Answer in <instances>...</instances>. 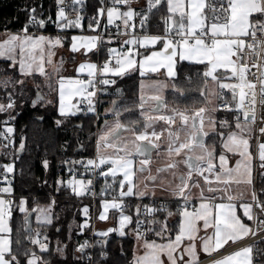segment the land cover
I'll use <instances>...</instances> for the list:
<instances>
[{
    "label": "snow or ice",
    "instance_id": "1",
    "mask_svg": "<svg viewBox=\"0 0 264 264\" xmlns=\"http://www.w3.org/2000/svg\"><path fill=\"white\" fill-rule=\"evenodd\" d=\"M131 2L132 0H109L108 5L99 7L96 15L91 18L88 25L90 31L99 30L101 20L105 18V30L107 25H113L116 20L121 21L123 29L120 24H116V33L107 41L96 36L71 37L72 52L81 49L91 52L99 43H115V38L120 35L127 36L128 39L121 41L122 47L119 51L115 48L109 49V56L115 57L114 64L108 60L99 66L91 62L79 65V74H84L87 69L86 79L57 76L56 107L61 119L56 123L60 125L65 119L84 111L96 114L97 95L105 94L107 87H114L116 84V80L109 77L123 78L135 71L143 78L165 69V82L154 86L157 92L155 95L138 94L135 107L121 109L114 101L105 116L115 118L116 122L109 125L105 121V127L97 138L96 158L65 161L69 165L68 171L72 178L67 182L61 179L57 183L61 187L70 188L77 196L90 193L93 184L91 176L105 180L106 186L102 191L117 185L121 202L115 199L112 202L105 201L102 205L103 212L98 217L100 220L107 219L109 209L122 211V201L126 197L141 201L147 198L151 201L148 205L135 208L133 235L137 240H143L144 252L134 258L133 264H201V253L212 257L230 244L264 233V192L257 193L253 186L246 199L243 193L235 195L232 191L233 183L253 185L254 161L259 162L261 173L264 174V68L250 63L236 65L237 60L245 59L246 53L264 58V0H145V7L139 12L131 8ZM56 3L55 21L50 16L46 19L38 18L37 9L33 7L28 9V22L20 32L10 34L0 41V60L8 65L3 70L4 77L0 78V91L5 93L7 101H0V114L15 111L16 97L23 92L21 89L17 93L16 88L23 85L24 80L13 79L10 71L18 72L21 77L37 73L48 76L45 63H52L54 49L63 46L65 38L36 35L29 28L43 29L49 22L54 23L60 31L83 27L84 0H56ZM103 3L104 0H101V4ZM161 7L166 11V15L161 17V22L165 25L164 35L138 36L136 21L138 20L140 31L144 32L153 11ZM69 8L77 13L75 17L69 18L66 13ZM156 45H160V48L157 49ZM140 49H145V53L142 54ZM182 62L204 66L195 79L186 76L185 81L205 104L210 102L209 97H215L214 111L211 114L206 107L194 112H189L187 107L183 110L167 109L168 102L160 96L161 91L172 90L177 95L185 94V88L177 79V65ZM251 68H261L257 77L259 84L248 79ZM48 78L51 79V76ZM209 81L216 85L214 91H209ZM9 88L13 91L9 92ZM226 93L230 94V99ZM117 94H120V90H117ZM42 100L43 97L38 95L33 106ZM149 100L154 102V106L146 109L145 105ZM82 105L85 107H81ZM257 105L261 108L258 129L255 127ZM165 109L167 114L147 115L149 112L161 113ZM132 111L138 112L139 117L129 119L127 124L119 120L121 115ZM219 111L232 112L235 115L232 120L227 117L219 119L215 116ZM15 118L11 116L0 121V140L5 141L0 147L4 149L14 145V127L10 123ZM177 120L180 122L179 127H175ZM161 122L164 127L157 131L156 125ZM124 131L133 133L131 148L128 147L126 139L121 141ZM257 133L261 139L258 140L256 152L253 154L251 141L256 138ZM209 136L219 138V151L217 145L206 142ZM101 142L105 148H111L114 155L101 156ZM24 147L22 140L19 150L23 151ZM154 152L157 156L161 153L169 156V162L155 169V175L151 168ZM172 154L176 157L183 156V159L171 161ZM231 156L239 157L234 167H230L228 163ZM43 165L47 168L48 161L45 160ZM75 165L84 171H74L72 166ZM181 166L184 170L176 176L175 170ZM0 168L4 169L0 173V185H3L0 186V264H51L43 255L51 250L46 234L36 231L34 236L27 235L26 239L32 247L21 251L20 240L15 241L16 248H13L10 224L14 204L16 210L24 214L25 223L35 213L36 222L40 226H50L53 223L51 208L28 209L26 199L22 198L18 204L10 199L13 189L7 174L14 171V165H0ZM137 173L145 178L144 189L139 192L135 179ZM169 174L176 187H160V182L167 179ZM118 175L120 179H117ZM85 176L89 178L85 180ZM109 178L111 184L107 183ZM200 178L207 185V191L213 195H205ZM214 183L222 184L223 187H213ZM157 189L167 193V197L161 198L158 203L155 195ZM192 189L200 190L198 197H192ZM113 190L117 191L116 188ZM217 200L220 202L216 203ZM195 201H199L198 206ZM173 202L176 211L170 206ZM238 209L242 210V216L238 214ZM88 211L87 207L83 208L85 217ZM173 217H176L175 223L170 224L169 220ZM132 224V216L121 214L118 229H109L96 235L106 237L111 232L118 231L123 237L128 234L125 229ZM88 227L90 224L85 219L80 228L83 230ZM209 229L212 230L210 235ZM26 231L30 233L31 228ZM201 231L204 235H200ZM149 234L154 238L148 239ZM88 246L85 242L78 245L76 251L81 253L78 259H86L92 264L93 257L85 251ZM66 247L64 245L62 248L57 244L54 251L60 255ZM99 255L101 260L107 258L104 251ZM210 264H264V248L248 245L213 259Z\"/></svg>",
    "mask_w": 264,
    "mask_h": 264
},
{
    "label": "trees",
    "instance_id": "2",
    "mask_svg": "<svg viewBox=\"0 0 264 264\" xmlns=\"http://www.w3.org/2000/svg\"><path fill=\"white\" fill-rule=\"evenodd\" d=\"M100 6L101 4L98 0H84L85 20L82 21L83 27L79 28L81 32H93L89 30L88 25L91 22L92 15H96V10ZM163 10L164 7H161L159 10L153 11L145 32L150 34L164 33L165 25L161 22V17L164 16ZM27 19L21 20L0 16V31H19L25 26ZM46 30L48 29L46 28ZM7 67V62L0 60V78L4 77L3 70L7 69ZM203 68V65L188 62H182L177 65V79L180 85L185 88V94L177 95L175 91L166 90L164 98L168 102L167 106L179 109L187 107L188 111H193L205 105L199 94L191 90L185 81L186 76H192L195 79ZM9 74L13 79L24 80V84L16 88L17 93L21 89L23 92L22 95L16 97L14 112L17 117V145L10 155L14 159V177L12 180V187L15 193L14 200L18 204L22 198L26 199L28 209H33L36 205L49 206L53 217V223L50 226H40L35 221L34 213L33 225L29 233L26 231L27 224L24 220V214L18 212L14 204L13 216L10 221L12 239L14 241L13 248H16L15 241L20 240L22 244L21 251L30 249L32 246L28 243L26 236L33 235V231L38 230L49 238L51 250L43 255L46 260L51 261V264H89L85 259H78L81 257V253L77 252L76 248L81 245V238L89 234L90 227L82 230L80 225L87 219L83 213L84 207L89 209L88 222L90 224L91 199L85 195H75L70 188L61 187L57 181L61 179L65 181L64 175L69 168L65 161L80 160L93 156L95 115H85L83 112L74 117H69L60 125H57L56 121L61 119L58 116L56 107L57 97L49 92L43 79L38 75L21 77L16 71H10ZM114 78L116 80L115 86L106 88L105 94L100 96L99 126L104 120L111 117L105 116V112H103L105 105H109L111 109L113 102L119 99L118 104L121 109L124 107H135L141 79L139 74L133 71L123 78ZM27 79H33L34 82H29ZM45 88L48 92H46ZM117 90H120L119 95ZM8 91L12 92L13 89L9 88ZM38 95L42 96L43 100L36 103L34 107L33 101L37 100ZM0 96L5 98V93L0 91ZM49 97L54 98L51 103L46 101ZM102 98L105 99V103L101 102ZM217 115L220 118L227 117L228 120H232L234 116L232 112L226 111H219ZM41 117L43 119H40ZM138 117L139 113L132 111L121 115L119 120L127 124L129 119ZM207 139L209 144H215L218 148L219 138L209 136ZM22 140L25 147L23 151H20L19 144ZM78 147H81V149H77ZM45 160L48 161L47 168L43 165ZM72 167L74 169L76 165ZM86 177L83 178L85 179ZM100 179V183L103 184L105 180L103 179L102 181V178ZM256 183L258 193L264 192V174L261 173L259 167ZM105 192L113 193V189L110 188ZM129 198L132 200L133 205L138 203L139 199ZM142 202H145V199ZM98 203L100 205V201ZM170 206L173 211H176L174 202ZM175 220L171 224L175 223ZM133 224L135 225V221ZM97 240L95 264H132L134 238L111 234L108 237H97ZM57 244H60L62 248L64 245L67 246L66 250L60 255H57L54 251ZM257 245L260 248H264V238L260 239ZM101 251L107 254V258L104 260L100 259L99 254ZM65 256L66 259L64 258Z\"/></svg>",
    "mask_w": 264,
    "mask_h": 264
},
{
    "label": "crops",
    "instance_id": "3",
    "mask_svg": "<svg viewBox=\"0 0 264 264\" xmlns=\"http://www.w3.org/2000/svg\"><path fill=\"white\" fill-rule=\"evenodd\" d=\"M51 3H52L51 0H0V16H6V17H12V18H15V19L26 20V18L29 17L28 9H31L33 7H36L38 18H45L46 19L47 17L50 16L52 18V20L55 21L56 20V17H57V14L54 13ZM41 5H42V7H41ZM136 5H135L136 7H140L142 4L140 2H138ZM163 13H164V16H165L166 15L165 8L163 10ZM116 21H119V20H116ZM119 22H121V21H119ZM46 28L48 30H46ZM59 31L60 30L56 27V25L54 23L49 22V23L46 24L45 28L39 29V31H36L35 32L36 35L43 34L45 36H50V37L60 36L62 38H65L64 39V42H63V46H57L54 49L55 55L52 58V60H53V62H52L53 63V66L56 64V62L59 60V57L63 53H65V54L67 53V57L69 55L70 56H73L74 54L77 55L76 60H71V61H66L65 62L66 68L69 69V71H72L76 67V64L78 62L82 61V60L89 61V60H92V59H95L96 58L94 51H91L90 53H87L84 49H81L80 51H77V52H72L70 50L69 42L71 40L72 34H74V33H76V34L83 33V32H81V30L79 28L66 29L64 31H60L61 33ZM18 32H20V30L19 31H16V30L15 31L14 30H1L0 31V41H3L6 38V36H8L10 34H13V33H18ZM81 35L85 36L86 34H81ZM150 35H158V36H161L162 34H150ZM93 36H95V35L93 34ZM156 48L159 49L160 48V45H156ZM115 49H117V51H119L120 47L119 46H116ZM145 51H146L145 49H140V52L142 54H144ZM38 55H39V53L37 52V56ZM68 58H70V57H68ZM103 58H105L104 55H103ZM45 61H47V55H45ZM52 63H50V64L49 63H45L46 71H48V68L51 67V64ZM220 71H223V69H221ZM132 72H130V73H132ZM35 75H38L39 77L41 76L38 73L35 74ZM148 77H153L156 80L165 82V69H160V71L157 72V73H155V74H150V75H147L146 77H143V78L141 77L140 82H141L142 79H145V78H148ZM141 85H143V82H142ZM139 89H140V87H139ZM165 91H164V93H165ZM155 94H157V93L150 92V93H148L147 96H151V95H155ZM160 96L163 98L164 97V94L163 95H160ZM149 108L150 107H148L147 109H149ZM167 109H172V108H170L169 106H167ZM167 109L162 110L161 113H151V112H149V113H147V115H149V116H152V115L153 116H156V115H160V114H167ZM181 110H183V109H181ZM195 110L189 111V112H194ZM215 116L217 118H219V119H223V118H220L217 115V112L215 113ZM105 121H107V120H104V122L101 124V126L105 124ZM179 123H180L179 120H177V126L176 127H179ZM163 127H164L163 123H160L159 129H161ZM128 138L131 139V137H127L126 138L127 139V142H128V145H129V144H131V142H132L133 139L128 140ZM182 138H183V136H182ZM166 142H167V138L165 137V143ZM206 142L208 143L207 138H206ZM251 144H252V152H253V154H255V145H254L253 139L251 141ZM209 145H213V144H209ZM217 149H219V148H217ZM217 151H219V150H217ZM198 153H199V150H198L197 154ZM173 157H175V158H183V156L176 157L175 154H172L171 161H175V159H173ZM238 159H239L238 156H231L230 159H229V162H228L229 163V166L230 167H234L235 166V163H236V161ZM168 162H169V156H168L167 153H161L159 156H157L155 154V152H154L153 153V160H152V164H151L152 174H156L154 172L155 169L164 166ZM183 170H184V168H182L180 170H177L175 172V175L176 176H179L180 172L183 171ZM256 170H257V168L255 167V163L253 162V164H252V180H253V185L252 186H248V185H245V184H240V185H237L235 183L232 184V191H233V193L235 195H239V194L243 193L245 195V198L246 199L248 198V194L251 193L253 186L255 188V183H256V178H257V171ZM170 180H171V178H169V180H168V178L162 180L160 182V187H165V188H169V189H173L174 187H176V185H174L173 182H171ZM102 186H104L103 189H105L106 182H103ZM217 186L223 187L222 184L221 185H217L216 183L213 184V187H217ZM114 187L116 188V185ZM117 188H118V186H117ZM204 188H205V190H207V187H204ZM101 193L104 194L106 192L101 190ZM111 194H113V193H111ZM199 194H200V190L199 189H192V197H198ZM155 195H156L157 200H160L161 198L167 197V193L166 192H161L159 189H157ZM205 195L206 196H211V195H213V193H210L208 191H205ZM148 200L149 199H147V198H145V202H142L141 200H138V203L145 204V203H147ZM219 202H220L219 200L216 201V203H219ZM138 203H135V204L137 205ZM195 203L198 206L199 201H195ZM99 206H100V209H99V215H100V212L102 211L101 203H100ZM135 208H136V206L135 205H132L127 210L122 211V212H118V211H116L114 209H109L107 219L106 220H100V219L98 220V224H99L98 225V232H104V231H107L109 229H112L111 226H116L118 224V217H120L121 214H126V215L132 216L133 217V222H134L135 221V218H136L135 217ZM238 214L242 216V210L241 209H238ZM99 215H98V217H99ZM175 219H176V217H173L172 219L169 220V223L171 224V222H173V220H175ZM245 222L248 223V221H245ZM134 228H135V225L132 224V225H129L125 229V231L128 233L126 236H131L132 238H134L132 264H133L134 258L136 256H139V255L143 254V252H144L143 240H137L135 238V236L133 235V229ZM211 232H212V230L209 229L208 234L210 235ZM111 234H117V235H119V232L118 231H113L108 236H110ZM200 235H204V233L201 231ZM108 236H106V237H108ZM126 236H123V237H126ZM99 237L101 238L102 236H99ZM153 238L154 237H152L151 234H149L148 239L151 240ZM231 245H233V244H230L229 246H231ZM229 246H227L226 248H224L223 250H221L219 253H216V254H219V255H215L214 254L212 257H208V256L204 255L203 253H201L200 254L201 264H210L211 260L218 259V258H220L223 255H227L228 253H231V252H233L235 250L240 249V248H238V249H235V250H228L227 251V248ZM243 247H245V246H243ZM138 248H139V251H136V249H138ZM197 248L199 250V243L197 244Z\"/></svg>",
    "mask_w": 264,
    "mask_h": 264
},
{
    "label": "built area",
    "instance_id": "4",
    "mask_svg": "<svg viewBox=\"0 0 264 264\" xmlns=\"http://www.w3.org/2000/svg\"><path fill=\"white\" fill-rule=\"evenodd\" d=\"M108 3H109V0H105L104 6L108 5ZM52 4H53L54 13L57 14V3H56V0H52ZM66 13L68 14L69 18H73V17H75L77 15V13L73 12L70 8L66 9ZM82 16H83V21H84L85 20L84 4L82 5ZM93 16L94 15H92V17ZM28 19H29V17H28ZM28 19H27L26 23L28 22ZM106 24H107V21H106V18H105V19L101 20V27L99 28V30L92 32L96 37L101 38L103 41H107L110 37L114 36V34L117 31L116 24H120L121 25V29H123V25L119 21H115V23L113 25H107V29L105 30V25ZM136 28H137V33L136 34L138 36H143L144 34L150 35V33H147L145 31L144 32L140 31L138 20L136 21ZM29 31H31L32 33H35L36 31H39V29L36 28V27H30ZM163 35L164 34H162L161 36H163ZM115 39H116L115 43H111L110 44V43H107V42H102V43L98 44V47L95 50V56H96L95 59H96V62H97L98 66L102 65L103 61H108V60H111L112 63H113L114 59L109 56V49L116 48V46H119L121 48L122 47L121 41H123L125 39H128V37L124 36V35H120V36L116 37ZM262 53H264V50H262ZM103 55H104L105 58H103ZM243 63H250V65H261V68H264V58H260V57H257L255 55H251V54H247V53H246L245 59L243 61H241V60H237L236 61V65L237 66H239V65H241ZM261 68H251V70H250V72L248 74V79L249 80H255L257 82V84H259V80H257V77L260 75ZM237 74H239V70H238ZM225 82H233V81H225ZM257 93H258L257 99H259V88H257ZM226 95H227L228 99L231 98L230 94L226 93ZM100 96H101V94H98L97 97H96V101H97V103H96V114H94L95 115V123H96L95 131H94V153H93V156L90 157V158H96V156H97V138L99 137L98 120H99V117H100ZM0 101H3L5 103L7 102L6 99L4 97H1V96H0ZM81 107H85V106L82 105ZM84 113H86V111H84ZM234 115H235V113H234ZM256 115H257V124H256L255 127L258 129L260 127L259 120H260V116H261V108L259 107V105H257V107H256ZM11 116H15L16 117V113L14 111H10L9 113H6V114H0V121H3V120H5V119H7V118H9ZM10 126L14 127V133L12 134V138L14 140V145L9 147V148H6V149L0 147V165H6V164H13L14 165V159L12 158V156L9 155V153L11 151L15 150L16 149V145H17L16 144V140H17V117L15 118L14 121H11ZM0 127H2V126H0ZM259 139H261V137L257 133L256 138L253 139L254 145H255V152H256V145H257ZM4 142L5 141L0 140V145H3ZM100 148L108 149V148H105L103 142L100 143ZM84 159L86 160L88 158H84ZM254 163H255V167L258 170L259 162L258 161H254ZM77 169H78V172H83L84 171V169L80 168L78 165H76V167L73 170L76 171ZM3 172H4V169L0 168V173H3ZM7 175H8L9 180L11 181V187H12V180H13V177H14V171L12 173L7 174ZM64 178H65V181H68L69 179L72 178L70 176L69 171H67L65 173ZM77 178H80L79 175H77ZM88 178L89 177L87 176L85 178V180H87ZM91 179L93 181V184H92V187H91V191H90L89 194L85 195V196H87V197H89L91 199V210H90V214H89V217H90L89 234L87 236L81 238L80 244L82 245L85 242H87V244L89 246L86 248L85 251H86L87 254H90L93 257L92 264H95V258H96L95 249H96L97 242H98L97 237L99 238V236L96 235V233H98V225H99L98 224V220H99L98 215H99V209H100V206H99L98 202L102 199V193H101L102 184L100 183V178H97L96 176H91ZM0 186H3V185H0ZM12 189H13V187H12ZM255 190L258 193L257 183H255ZM9 198L10 199H14L15 198L14 190H13V196L9 197ZM114 198L117 200V202H121L118 197H114ZM158 202H159V200H157V203ZM122 203L124 205L122 211L127 210L130 206L133 205V202H132V200L129 197L124 198ZM150 203H151V201L148 200L147 203H145V204L138 203L137 205L136 204L135 205L137 207V206L148 205ZM114 210H116L118 212H122L120 209H114ZM254 227H255V225H254V222H253V228ZM262 238H264V233H262L261 235L255 236V237L248 236L246 239H242L238 243L229 246L227 248V251L228 250H235V249L241 248L243 246H247V245L256 246L257 242L260 239H262ZM215 255H219V254H215ZM86 262H88V261L86 260Z\"/></svg>",
    "mask_w": 264,
    "mask_h": 264
},
{
    "label": "rangeland",
    "instance_id": "5",
    "mask_svg": "<svg viewBox=\"0 0 264 264\" xmlns=\"http://www.w3.org/2000/svg\"><path fill=\"white\" fill-rule=\"evenodd\" d=\"M138 2H140L142 5L140 6V7H136L137 5V3ZM134 4V5H133ZM136 5V6H135ZM101 7V6H100ZM145 7V0H132V2H131V8H133V9H135V10H137V12H139L141 9H143ZM122 11L124 10V9H121ZM171 26V21H169V27ZM81 34H86L85 36H83V35H81ZM81 34H76V33H74V34H72V36H83V37H92L93 36V34H92V32H83V33H81ZM71 36V37H72ZM70 43H71V40H70V42H69V46H70ZM96 50V49H95ZM95 50H93L94 52H95ZM87 53H90V52H87ZM68 57H70V58H68ZM67 57V53L65 54V53H63V54H61V56L59 57V60L56 62V64L53 66V63L51 64V67L50 68H48V71H47V73H48V76H40L42 79H43V81L45 82V84H46V86H47V88H48V90H49V92H51V94L53 95V96H56L57 97V87H58V83H57V76L59 75V76H62V77H65V78H81V79H86L87 77H86V73H87V69H85V73L84 74H79V65H81V64H86V63H89V62H91V63H95V64H97V62H96V60L95 59H92V60H89V61H87V60H82V61H80V62H78L77 64H76V67L72 70V71H69V69H67L66 68V64H65V62L66 61H71V60H76V58H77V55L76 54H74L73 56H68ZM53 58V57H52ZM111 58H113L114 60V62H113V64L115 63V57H111ZM70 59V60H69ZM105 61H103L102 62V64L104 63ZM49 76H51V79H49L48 77ZM29 77H32V76H29ZM109 78H113V77H109ZM113 79H115V78H113ZM29 82H34L33 81V79H27ZM142 82H143V85H141L142 84ZM141 84H140V89H139V95H144V96H147L148 95V93H150V92H153V93H157L156 92V89H155V85L157 84V83H164L163 81H159V80H156L155 78H153V77H148V78H145V79H142L141 80V82H140ZM215 88H216V85L215 84H213L211 81H209V83H208V89H209V91L211 92V91H214L215 90ZM45 90H46V88H45ZM46 92H48L47 90H46ZM164 94V92L163 91H161L160 92V95H163ZM57 99H58V97H57ZM52 100H53V97H49L48 99H46V101L47 102H52ZM209 100H210V102L209 103H207V104H205L203 107H206L207 109H208V112H209V114H211L213 111H214V109H213V105H214V103H215V97L214 96H212V97H209ZM101 102L103 103H105L106 101H105V99L104 98H102L101 99ZM154 105V102L153 101H151V100H149L148 101V103L145 105V108L147 109L148 107H152ZM110 110V106L109 105H105L104 107H103V112H108ZM81 113H83V112H81ZM78 114H80V113H78ZM83 114H91V113H83ZM107 123L109 124V125H114L115 124V122H116V120H115V118H113V117H108L107 119ZM161 123H163V122H161ZM159 126H160V123L159 124H157L156 125V129H157V131H159L160 129H159ZM177 126V122H176V125H175V127ZM104 127H105V124L104 125H102V126H100L99 127V134H101V131L104 129ZM127 137H131V139H133V133H131V132H127V131H124V132H122V136H121V141H124ZM167 138V137H166ZM130 138H128V140H131ZM127 140V139H126ZM130 146V147H129ZM128 147L129 148H131V144H129L128 145ZM12 153H13V151H11ZM11 152L9 153V155H11ZM99 153H100V155L101 156H105V157H108V156H112V155H114V153H113V150L111 149V148H108V149H102V148H100L99 149ZM173 159H183V158H175V157H173ZM183 168V166H181V168H177L176 170H175V172L177 171V170H180V169H182ZM155 172V171H154ZM175 174V173H174ZM153 175H155V174H153ZM169 178H171V182H173L172 181V177H171V175L169 174V176H168V180H169ZM117 179H120V176L118 175L117 176ZM135 179H136V187H137V191L139 192V191H141V190H143L144 189V182H145V178L143 177V176H141L139 173H137V175H136V177H135ZM101 180V179H100ZM102 181H103V178H102ZM108 183L109 184H111V179H109L108 180ZM200 183H201V186L204 188V187H207V185H205L204 184V181H203V179L202 178H200ZM115 185H113L112 187H109L107 190H109L110 188H112V189H114L115 187H114ZM116 189H117V191H114L113 190V194H111L110 192H106V193H104V194H102V199L100 200V203H101V206L103 205V203L105 202V201H108V202H112L115 198L114 197H118V188H117V185H116ZM205 189V188H204ZM205 191H207V190H205ZM116 200V199H115ZM117 201V200H116ZM20 202V201H19ZM35 207H39V208H49V206H46V205H36ZM34 207V208H35ZM103 212V208H102V211L100 212V214ZM36 215V214H35ZM50 215H51V213H50ZM107 217H108V212H107ZM123 215H126V214H123ZM12 216H13V212H12ZM119 218L120 217H118V224L116 225V226H111V228L112 229H118L119 228ZM87 219H88V215H87ZM106 220V219H105ZM35 221H36V219H35ZM11 224V223H10ZM33 225V224H32ZM36 231H38V230H35V231H33V236L35 235V233H36ZM136 251H139V248L138 249H136ZM39 254V253H38Z\"/></svg>",
    "mask_w": 264,
    "mask_h": 264
},
{
    "label": "water",
    "instance_id": "6",
    "mask_svg": "<svg viewBox=\"0 0 264 264\" xmlns=\"http://www.w3.org/2000/svg\"><path fill=\"white\" fill-rule=\"evenodd\" d=\"M99 2H100V4H101V0H98ZM104 4H105V0H104V3L103 4H101L102 6H104ZM119 99L118 100H116L115 102H117V103H119ZM77 149H81V147H78ZM104 188V186H102L101 187V190ZM34 214V213H33ZM33 214H32V216H31V218H30V220H29V222L28 223H26L27 225H26V229H28L29 227L31 228V226H32V222H33Z\"/></svg>",
    "mask_w": 264,
    "mask_h": 264
},
{
    "label": "flooded vegetation",
    "instance_id": "7",
    "mask_svg": "<svg viewBox=\"0 0 264 264\" xmlns=\"http://www.w3.org/2000/svg\"><path fill=\"white\" fill-rule=\"evenodd\" d=\"M207 141H208V139H207ZM199 154V153H198Z\"/></svg>",
    "mask_w": 264,
    "mask_h": 264
}]
</instances>
